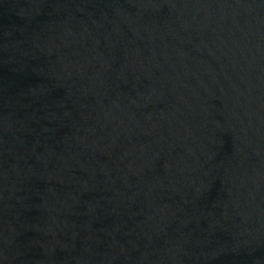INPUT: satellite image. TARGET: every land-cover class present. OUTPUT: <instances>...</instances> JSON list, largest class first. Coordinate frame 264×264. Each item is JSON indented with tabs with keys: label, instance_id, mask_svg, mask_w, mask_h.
Here are the masks:
<instances>
[{
	"label": "water",
	"instance_id": "1",
	"mask_svg": "<svg viewBox=\"0 0 264 264\" xmlns=\"http://www.w3.org/2000/svg\"><path fill=\"white\" fill-rule=\"evenodd\" d=\"M0 264H264V0H0Z\"/></svg>",
	"mask_w": 264,
	"mask_h": 264
}]
</instances>
